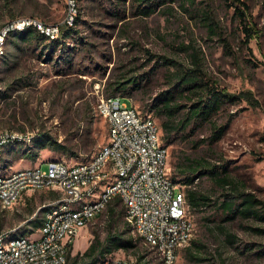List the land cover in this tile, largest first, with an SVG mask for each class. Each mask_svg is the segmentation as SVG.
Returning a JSON list of instances; mask_svg holds the SVG:
<instances>
[{"label":"rangeland","instance_id":"rangeland-1","mask_svg":"<svg viewBox=\"0 0 264 264\" xmlns=\"http://www.w3.org/2000/svg\"><path fill=\"white\" fill-rule=\"evenodd\" d=\"M245 1L250 17L261 28L249 40L226 0H74L76 22L74 18L66 21V0H0V29L20 17L57 24L58 32L47 34L50 38L59 35L63 24L75 28L53 46L47 38L24 40L14 32L6 35L0 57V128L16 131L22 139L1 148L0 172L40 163L45 166L50 159L67 163L90 159L108 135V124L96 109L98 97L107 94V84L115 80H138L127 82L126 89L115 94L124 93L127 101L131 98L159 128L163 115L155 114L152 104L170 87V72L198 66L202 85L197 94L212 87L240 97L223 101L212 116L217 125H224L212 143L208 142L212 132L208 120L192 137L205 138L198 146L191 140L165 145L167 173L172 175L183 152L224 164L231 179L228 190L234 186L252 192L260 200L255 206L260 216L239 214L220 220L223 213L216 205L188 206L193 229L190 239L178 247L173 264H264V2ZM144 6L153 10L144 13ZM161 55L174 62H164ZM245 91L251 97L241 94ZM183 94L178 99L186 102L197 95L192 91ZM47 137L60 148L43 147ZM174 182L185 196L187 185L181 177ZM193 186L212 197L222 190L206 175L195 178ZM58 195L56 189L28 187L12 204L0 200V232L13 230L39 238L34 220H41L45 203ZM116 199L108 203L114 207L112 229L133 236ZM108 210L106 206L81 226L68 264H79L82 258L74 263L72 257L96 238L105 237ZM225 232L233 233L235 241L229 242ZM133 238L135 246L111 253L134 260L137 253H144L152 263L162 264L156 250L139 237ZM191 238L202 245L191 243ZM188 252L201 258L187 257Z\"/></svg>","mask_w":264,"mask_h":264},{"label":"trees","instance_id":"trees-1","mask_svg":"<svg viewBox=\"0 0 264 264\" xmlns=\"http://www.w3.org/2000/svg\"><path fill=\"white\" fill-rule=\"evenodd\" d=\"M191 2L193 0H190ZM230 6H232L239 18V25L243 31L246 40L258 35L260 29L257 26V22L253 20L249 13V5L245 0H226ZM264 2V0H263ZM153 10L150 6H144L142 12L150 13ZM78 16L75 15L74 22L77 21ZM75 28L69 24H63L60 27V33L56 37L50 38L49 35L41 31L35 24L29 23L24 29H12L7 34L8 36L12 33L14 36L20 35L21 39L24 40H40L49 39L48 45L53 46L57 44L61 39L69 36ZM164 58V62H174L172 58L161 55ZM199 67H180L175 71L170 72L169 77L172 80L170 87L161 92L160 97L154 100L152 107L154 108V113L158 116L163 115L159 130V138L163 145L171 144L177 140H191L195 146L199 143L205 141V138H198L196 140L192 139L195 132L200 124L204 121L210 120L212 132L209 136V143L218 139L223 131L222 124L217 125L216 121L212 119V116L220 107L221 103L225 100H236L240 97V94H233L227 92L226 90L216 89L209 87L205 93H198V87H201L202 82L199 78ZM130 82L138 83L135 77H132ZM127 80H115L112 83L107 84V94L114 95L115 92L119 90H125L127 87ZM187 91H192L196 97H193L189 102L180 101L179 97L185 96L183 93ZM245 97H251L249 92L245 91ZM122 96H125L122 93ZM158 126V125H157ZM7 143L8 144H11ZM43 147L49 148H60L59 143H53L49 141V137L44 139L42 142ZM176 169L173 170L170 176L171 180L174 182L177 177H181L182 182L187 185L184 195L188 206L191 208L216 205L217 208L221 210L223 216L220 220H227L229 218L235 217L236 215H256L255 208L256 203L260 200L252 192H245L237 187L230 188V175L226 172V167L224 164L212 161L206 158L204 155H190L183 152L177 161ZM208 176L214 180L215 185L221 188L220 195L212 197L210 192L203 191L199 188L192 187L195 178L202 176ZM117 200V199H116ZM108 215H109V227H107V233L105 237L100 239H95L88 244L85 250L81 254H76L72 257V262H76L78 258H82L79 264H92L95 263L99 258L105 255H115L116 253H111L114 249L118 248H129L135 246L134 238L131 235L124 236L125 230H113V214L114 207L109 204L107 205ZM40 224V218L34 220V225ZM129 227V226H128ZM259 229V228H257ZM225 238L229 242L235 241V236L231 232H225ZM190 239V238H189ZM191 243L200 246L202 245L196 239L191 238ZM188 246L187 248H189ZM179 250V249H178ZM187 257H198L196 254L188 252L185 254ZM137 264H156L152 263L149 259H146L144 253H137L136 256Z\"/></svg>","mask_w":264,"mask_h":264},{"label":"bare ground","instance_id":"bare-ground-1","mask_svg":"<svg viewBox=\"0 0 264 264\" xmlns=\"http://www.w3.org/2000/svg\"><path fill=\"white\" fill-rule=\"evenodd\" d=\"M74 0H72L71 5V15L69 21H72L73 10H74ZM264 18V13H263ZM31 23L30 21H20L16 26H11L4 28L0 32V57L3 51V45L7 33L12 29H17L19 27H24ZM41 31L51 36H54L52 32L45 28L41 24H35ZM96 109L100 110V101H97ZM100 113V112H99ZM131 114L134 118L150 119L151 115L141 112L135 105L131 106ZM108 124V135L104 144L93 154V156L85 161H77L73 163H67L60 159H50L47 162L50 164L68 166V169H76V163L81 166H90L99 161L102 152L106 150L107 147H115V125L114 123ZM152 126L150 132V143L152 146H156L157 149L164 150L163 162L166 165H160V177L163 178L168 183H173L170 176L167 173V156L168 150L165 145H163L159 138L157 124L152 117ZM6 130L9 132H14V136H2L0 137V150L7 143L14 142L16 140L22 139V134L8 129L0 128V132ZM145 160V152H140V150L131 151V158L128 161V166H125L122 159L119 156H106V159L96 163V166L90 167L88 172L78 175L75 180L65 181L63 180V174H54V179H43L40 181H31L28 184L19 185L15 189V197L13 201L17 200L22 191L27 187L34 188H44V187H57L61 195H72L74 192H79V198L74 199V203H67L65 198H57L52 204H48L49 207L44 211L41 217V222L39 225V231L41 236L36 239H32L23 233H12L11 230H2L0 232V252L3 257H10L12 253L15 252L17 244L29 243L37 244V241H43V239L48 238V231H43L47 229H52L54 223L63 221V218L72 215H81L85 211L90 210V208H95L94 213L91 215H85L83 217V222H81V217H74L71 219V226H81L86 225L89 220L98 215L108 203H100V199L104 198L106 201H112L116 198L119 199V192L109 191V189L115 188L116 185H120V182L124 178H130V174L137 172L139 166L143 164ZM113 166V169H110ZM43 167L42 164H35L31 166H21L12 170L8 173L0 172V180L11 179L15 175L29 172L30 170ZM102 171H106L104 176ZM81 189H85L81 191ZM1 195V188H0ZM3 203H12L9 198H0ZM122 207L124 209V217L127 224L130 226L133 236L139 237L142 242L150 248L156 250L159 254L160 262L162 264H173L176 259V253L178 247L187 241L193 229L192 220L189 217V208L186 202L185 196L179 193V226L176 229V236H171L169 243L164 242L160 238L152 236L150 230L143 225L142 217L140 213L134 211V201L132 198H123L121 200ZM72 227H64L63 236H71ZM72 246V239L70 237H63L61 242L55 243V246H45L36 245L35 252L29 254H22V261H27L29 264H68L70 247ZM171 252V258L165 251ZM53 259V260H52ZM124 262H132L133 258L122 256ZM2 264V263H0ZM93 264H114L113 255H106L101 257L98 261ZM116 264H128V263H116Z\"/></svg>","mask_w":264,"mask_h":264},{"label":"built area","instance_id":"built-area-1","mask_svg":"<svg viewBox=\"0 0 264 264\" xmlns=\"http://www.w3.org/2000/svg\"><path fill=\"white\" fill-rule=\"evenodd\" d=\"M66 1L68 5L66 21L68 22L71 15L72 0ZM20 21L41 24L49 29L52 34L58 32L57 24L48 25L41 20L28 17H20L10 21L7 26L0 29V32L4 28L16 26ZM125 98L126 96L119 94H101L98 97L100 114L107 123H114L115 125V147H107L106 144V150L102 152L99 161L105 160L106 156H119L123 161L125 170V166H128V161L131 158V151L140 150V152H145V160H143V164L139 166L137 172L130 174V178L122 179L120 185H116L115 188L109 189V191L119 192L120 202L123 198H132L134 211L141 214L142 223L150 230V234L169 243L171 236H176V229L179 226L180 187L177 184L168 183L160 177V165H166V163L163 162L164 150L157 149L156 146H152L150 143V132L151 127H153L152 116L150 119L134 118L131 114V106H134V103L131 98L128 97L129 101ZM2 136H14V132L3 130L0 132V137ZM24 136L29 137L26 133ZM96 163L90 166H81L76 163V169H68V166L46 162L43 167L17 174L11 179L0 180V198H9L13 201L15 189L19 185L28 184L31 181L42 182L43 179H54V174H63V180L66 182L75 180L76 176L88 172V169L96 166ZM110 169H113V166ZM105 174L106 171H102L101 176ZM83 190L85 189H81V191ZM57 198H65L67 203H74V199L79 198V192H74L72 195H59L49 200L48 204H52ZM100 203H111V201H106V199L102 198ZM94 211L95 208H90V210L85 211L81 215L63 218V221L54 223L52 229L43 230L48 231V238L43 239V241H37V244H17L15 252L10 257H3L0 252V263L29 264L27 261H22V254L35 252L36 245L55 246V243L61 242L63 237H70L73 246L81 229V224L80 226H71V219L81 217V222H83V217L91 215ZM64 227H72L71 236H63ZM165 252L168 258H171L170 250ZM113 260L114 264H137L136 260L124 262L122 256L117 254L113 255Z\"/></svg>","mask_w":264,"mask_h":264},{"label":"crops","instance_id":"crops-1","mask_svg":"<svg viewBox=\"0 0 264 264\" xmlns=\"http://www.w3.org/2000/svg\"><path fill=\"white\" fill-rule=\"evenodd\" d=\"M27 188H28V187H27ZM27 188H25V189L22 191V193H23L24 191L27 192ZM30 188H34V187H30ZM47 188L56 189L57 191L60 192V190H59L57 187H55V186H53V187H47ZM22 193H21V194H22ZM21 194H20V196H21ZM60 195H61V192H60ZM20 196H19V197H20ZM58 196H59V195H58ZM19 197H18V198H19ZM55 198H56V197H55ZM53 199H54V198H53ZM15 201H16V200H15ZM10 204H12V203H10ZM45 205H47V208L49 207L48 202L45 203ZM47 208H46V209H47ZM46 209H45V210H46ZM45 210H44V211H45ZM43 214H44V213H43ZM40 222H41V220H40ZM39 225H40V224H39ZM12 231H13V230H12ZM92 264H93V263H92Z\"/></svg>","mask_w":264,"mask_h":264}]
</instances>
